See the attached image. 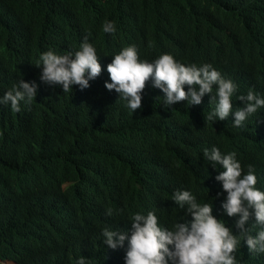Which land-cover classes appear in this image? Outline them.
I'll return each mask as SVG.
<instances>
[{"label": "clouds", "instance_id": "1", "mask_svg": "<svg viewBox=\"0 0 264 264\" xmlns=\"http://www.w3.org/2000/svg\"><path fill=\"white\" fill-rule=\"evenodd\" d=\"M139 14L140 39L104 17L14 50L6 109L21 114L46 88L97 87L129 112L147 102L176 129L149 173L83 208L78 228L37 255L43 264H264V63L242 69L229 45L185 59L170 29Z\"/></svg>", "mask_w": 264, "mask_h": 264}, {"label": "trees", "instance_id": "2", "mask_svg": "<svg viewBox=\"0 0 264 264\" xmlns=\"http://www.w3.org/2000/svg\"><path fill=\"white\" fill-rule=\"evenodd\" d=\"M143 11L180 39L185 59L229 45L242 69L264 63V0H0V90L19 76L18 44L53 43L104 17L140 39ZM168 123L147 102L129 112L97 87L43 89L21 114L0 105V264H43L39 251L76 230L83 208L150 172L175 133ZM202 183L198 174L192 186Z\"/></svg>", "mask_w": 264, "mask_h": 264}, {"label": "bare ground", "instance_id": "3", "mask_svg": "<svg viewBox=\"0 0 264 264\" xmlns=\"http://www.w3.org/2000/svg\"><path fill=\"white\" fill-rule=\"evenodd\" d=\"M214 131H216L217 133H222L224 130H220L218 128H213Z\"/></svg>", "mask_w": 264, "mask_h": 264}]
</instances>
